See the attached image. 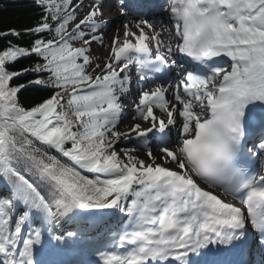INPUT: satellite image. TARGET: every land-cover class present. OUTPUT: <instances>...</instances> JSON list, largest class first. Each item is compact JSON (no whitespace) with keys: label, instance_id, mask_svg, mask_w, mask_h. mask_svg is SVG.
Instances as JSON below:
<instances>
[{"label":"snow or ice","instance_id":"1","mask_svg":"<svg viewBox=\"0 0 264 264\" xmlns=\"http://www.w3.org/2000/svg\"><path fill=\"white\" fill-rule=\"evenodd\" d=\"M31 6L0 32V264H264V0Z\"/></svg>","mask_w":264,"mask_h":264},{"label":"trees","instance_id":"2","mask_svg":"<svg viewBox=\"0 0 264 264\" xmlns=\"http://www.w3.org/2000/svg\"><path fill=\"white\" fill-rule=\"evenodd\" d=\"M37 20V10L31 6V0H0V32L7 31L9 29H16L21 31L27 27L32 26ZM9 39L15 40V37ZM30 39L28 36H22L21 43H25ZM35 60V57L23 59L19 62V66L27 67L31 65ZM32 79L31 76L22 78ZM21 81V82H22ZM48 93L46 91H37L35 89L22 93L25 98V104H32L33 99L37 97H46ZM89 178H93V174L85 173Z\"/></svg>","mask_w":264,"mask_h":264},{"label":"bare ground","instance_id":"3","mask_svg":"<svg viewBox=\"0 0 264 264\" xmlns=\"http://www.w3.org/2000/svg\"><path fill=\"white\" fill-rule=\"evenodd\" d=\"M108 1H110V3ZM111 1L112 0H107V4L113 5L111 3ZM106 18H107V20H109V24L107 26V29H106L105 33H104V35H105V44L107 45V44H110L111 43V39H112L113 32L117 28H119L120 29V32L122 33L123 32V29L120 26V24H118L117 18H120L121 20H122V18L120 17L119 12L116 10L115 7H113V10L110 13H107L106 12ZM163 19L165 20L166 27H170V25L167 23V19L168 18L167 17H163ZM107 51H108L107 50V47L101 48L100 45L93 44V53H92L93 59L95 60V58L97 56H100V57L106 56L107 55ZM124 118L125 117L122 118L121 123H120L121 125L119 126L120 127L119 130H121V131H124L125 128H126L125 126L128 125V121H126ZM172 134L174 135V132ZM120 141H123V138H121ZM127 142L128 143H131V144H134L135 146H138V148H146V146H142L141 143L140 142H137V141H127ZM153 144H155V143L153 142ZM56 259H58V257H56Z\"/></svg>","mask_w":264,"mask_h":264},{"label":"rangeland","instance_id":"4","mask_svg":"<svg viewBox=\"0 0 264 264\" xmlns=\"http://www.w3.org/2000/svg\"><path fill=\"white\" fill-rule=\"evenodd\" d=\"M109 3H110V1H108ZM111 3L113 4V5H116V3H117V0H112L111 1ZM117 20H118V24H121V19L120 18H117ZM101 63H103V59H101V61H100ZM136 87V86H135ZM137 95V94H136ZM136 95L135 94H133V93H131L130 94V96H129V98L131 99V100H133V98H134V100H135V98H136ZM134 96V97H133ZM135 113H134V110H133V112L131 113V114H129V115H127L124 119L126 120V121H128V125L127 126H125V127H130L131 126V124L133 123V121H132V116L134 115ZM123 118V117H122ZM121 125V124H120ZM120 128V127H119ZM173 132H174V134H175V130H173ZM152 147V149H153V151H156V147H155V144H151V145H148V146H146V148H138V146H135L134 144H131V143H128V142H126V141H120L118 144H116V150L119 152L121 149H129V148H136L137 149V151L136 152H134L133 154L134 155H138V156H140L141 158H144V159H146V156H145V152H146V150H147V147Z\"/></svg>","mask_w":264,"mask_h":264}]
</instances>
